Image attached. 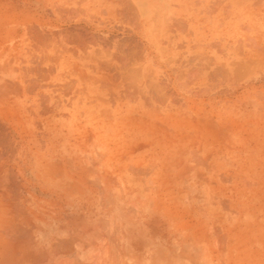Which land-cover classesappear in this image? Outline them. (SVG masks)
Returning a JSON list of instances; mask_svg holds the SVG:
<instances>
[{
  "label": "rangeland",
  "instance_id": "rangeland-1",
  "mask_svg": "<svg viewBox=\"0 0 264 264\" xmlns=\"http://www.w3.org/2000/svg\"><path fill=\"white\" fill-rule=\"evenodd\" d=\"M149 1L0 0V264H264V0Z\"/></svg>",
  "mask_w": 264,
  "mask_h": 264
},
{
  "label": "crops",
  "instance_id": "crops-1",
  "mask_svg": "<svg viewBox=\"0 0 264 264\" xmlns=\"http://www.w3.org/2000/svg\"><path fill=\"white\" fill-rule=\"evenodd\" d=\"M197 2H202L203 0H195ZM206 1V0H205ZM131 2V1H130ZM149 0H147V2L144 4L142 2H131L132 5H134L137 8L140 9H144V8H149ZM154 6L159 7L161 9L162 12V17L163 19L166 18L169 15V9L172 8L173 6H178V7H182V2H185V6H188V0H152ZM176 3L178 5H176ZM140 11V10H139ZM196 10H194L195 12ZM196 14V12L194 13Z\"/></svg>",
  "mask_w": 264,
  "mask_h": 264
},
{
  "label": "bare ground",
  "instance_id": "bare-ground-1",
  "mask_svg": "<svg viewBox=\"0 0 264 264\" xmlns=\"http://www.w3.org/2000/svg\"><path fill=\"white\" fill-rule=\"evenodd\" d=\"M40 1H42V0H35V2H40ZM91 1H94V0H91ZM129 1H133V0H129ZM52 3H53V2H52ZM52 3H51V4H52ZM0 4H1V3H0ZM46 4H47V3H46ZM67 5H68V3H67ZM14 6H15V5H14ZM14 6H9V7H14ZM44 6H45V3H44ZM44 6H43V7H44ZM0 8H7V7H6L5 5H1ZM18 15H19V14H18ZM21 15H22V13L20 14V16H21ZM0 16H8V13H7V12H3L2 10H0ZM18 208H19V207H18ZM18 210H19V209H18ZM12 211H13V210H12ZM16 211H17V210H16ZM14 213H15V212H14ZM19 213H20V212H19ZM19 213H18V214H19ZM15 216H16V215H15ZM3 219H4V217H3ZM4 222H5V221H4ZM7 223L9 224V222H7ZM3 224H4V223H3ZM4 226H5V225H4ZM9 227H10V226H9ZM11 227H12V225H11ZM11 227H10V228H11ZM13 227H14V226H13ZM3 228H4V227H3ZM17 228H18V227H17ZM4 229H5V228H4ZM4 229H3V230H4ZM20 229H21V228H20ZM8 230H9V229H8ZM13 231H15V230H13ZM18 232H19V231H18ZM11 233H12V232H11ZM20 233H21V232H20ZM20 233H19V234H20ZM17 234H18V233H17ZM20 235H21V234H20ZM18 237H19V236H18ZM5 239H6V238H5ZM20 239H21V238H20ZM16 240H18V239H16ZM18 242H19V241H18ZM222 243H223V242H222ZM1 244H2V243H1ZM4 244H5V243H4ZM6 245H7V244H6ZM6 245H5V246H6ZM16 245L19 246L18 244H16ZM1 247H3V246H1ZM20 247H21V246H20ZM5 248H6V247H5ZM1 249H2V248H1ZM0 251H1V250H0ZM4 251H5V250H4ZM8 252H9V251H8ZM21 252H22V251H21ZM13 253H14V251H12V254H11V255H13ZM19 253H20V252H19ZM1 254H2V253H1ZM16 254H17V253H16ZM2 256H3V255H2ZM6 257H7V256H6ZM14 257H15V255H14ZM3 258H4V256H3ZM20 258H21V256H19V259H20ZM7 259H8V258H7ZM9 259H10V258H9ZM19 259H18V256H17V261H18ZM23 260H24V259H23ZM0 261H1V260H0ZM17 261H16V264L18 263ZM19 261H20V260H19ZM3 264H5V263L3 262ZM19 264H20V263H19Z\"/></svg>",
  "mask_w": 264,
  "mask_h": 264
}]
</instances>
